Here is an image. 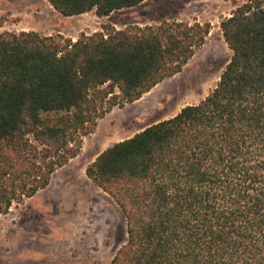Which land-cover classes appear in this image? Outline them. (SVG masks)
<instances>
[{
    "label": "trees",
    "instance_id": "obj_1",
    "mask_svg": "<svg viewBox=\"0 0 264 264\" xmlns=\"http://www.w3.org/2000/svg\"><path fill=\"white\" fill-rule=\"evenodd\" d=\"M48 1L65 17H108L146 0ZM221 31L232 56L212 92L87 168L125 217L111 264H264V0ZM210 32L173 20L77 41L1 33L0 217L46 189L114 107L181 73Z\"/></svg>",
    "mask_w": 264,
    "mask_h": 264
},
{
    "label": "rangeland",
    "instance_id": "obj_2",
    "mask_svg": "<svg viewBox=\"0 0 264 264\" xmlns=\"http://www.w3.org/2000/svg\"><path fill=\"white\" fill-rule=\"evenodd\" d=\"M252 1L146 0L98 18L94 13L65 17L48 0H0V34L36 32L77 41L82 34L163 21L211 26L205 45L181 73L164 79L140 100L114 107L83 138L80 154L55 171L46 189L0 217V264H111L127 240L126 221L116 202L89 179L87 168L109 147L175 117L212 92L232 56L221 22ZM48 124L64 125L54 115Z\"/></svg>",
    "mask_w": 264,
    "mask_h": 264
},
{
    "label": "crops",
    "instance_id": "obj_3",
    "mask_svg": "<svg viewBox=\"0 0 264 264\" xmlns=\"http://www.w3.org/2000/svg\"><path fill=\"white\" fill-rule=\"evenodd\" d=\"M91 13H94L95 14V12H91ZM87 14H89V13H87ZM84 15H86V14H84ZM84 15H80V16H84ZM95 16H97L96 14H95ZM76 17V16H75ZM98 17V16H97ZM98 18H100V17H98Z\"/></svg>",
    "mask_w": 264,
    "mask_h": 264
}]
</instances>
